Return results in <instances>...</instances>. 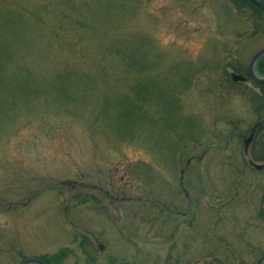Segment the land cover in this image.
<instances>
[{
	"label": "rangeland",
	"instance_id": "374dc122",
	"mask_svg": "<svg viewBox=\"0 0 264 264\" xmlns=\"http://www.w3.org/2000/svg\"><path fill=\"white\" fill-rule=\"evenodd\" d=\"M69 1L78 9L99 0H0V264H18L20 251L35 257L75 245L81 253L75 241L86 231L108 253L137 264H165L178 255L184 262L197 251L201 260L211 259L202 252L204 228L227 231L234 242L245 228L246 243L264 249V223L257 217L264 210V169L246 166L242 139L230 134L234 123L248 131L255 115L239 87L223 88L217 70L221 55L236 49L227 38L238 24L227 22V12L231 22L234 16L225 0H122L124 13L111 5L106 13L121 17L119 27L102 20L75 48L77 32H62ZM262 46L264 38L247 42L246 61ZM135 48L146 60L142 70L115 52L128 55ZM67 69L77 91L64 96L55 79H65ZM135 79L149 80L142 102L148 116L159 120L169 108L173 120L186 119L177 129L188 136L183 158L167 154L159 137L160 148L145 142L149 133L138 123H103L102 97H115ZM189 157L195 159L185 180L194 196L204 189L220 197L194 205L197 235L188 227L190 216L176 217L174 209L167 215L164 208L178 196ZM51 183L73 190H52ZM80 185L101 205L74 199ZM148 196L157 201L154 208L142 205ZM214 204L228 216L223 228H214ZM209 242L218 244L212 236Z\"/></svg>",
	"mask_w": 264,
	"mask_h": 264
},
{
	"label": "trees",
	"instance_id": "16d2710c",
	"mask_svg": "<svg viewBox=\"0 0 264 264\" xmlns=\"http://www.w3.org/2000/svg\"><path fill=\"white\" fill-rule=\"evenodd\" d=\"M99 1H91L88 5H82L78 9H76L77 6H74L71 1H69L66 5V9L62 10V18L63 21L61 22L64 26L62 32L65 34H70L74 31L76 33L75 38V44L72 45V48H75L78 46V44L81 42V38L85 36L86 33H95L97 29H100L103 24L101 23L102 20H111L109 21L112 23L115 27H119V23L121 17H118L117 13H114L111 18H108V15L106 14L109 11V8L111 5L112 8L119 9V11L122 10L124 13L126 10L123 7L122 0H104L103 3L98 4L97 6H92ZM224 7L229 11L232 12L231 14L234 16V20L231 22L230 15L228 12L226 13L229 17H227V22L233 23L237 22L238 27L236 34L234 36H231L233 38H227V39H233L236 42L235 48L232 49L229 48L227 50V53L224 52L221 57L218 59L217 64V70L220 73L221 79L223 80L222 86L223 88H235L239 87L240 93L242 96L246 98V101L251 107L252 112L254 113V119H252V123L250 124V127L248 131H244L241 129H237L239 125L237 123L233 124L232 131H230L231 136L232 135H238L240 136V139H242V143L244 145L243 152H244V158H245V164L246 166H250L252 169L258 170L254 168L250 161L257 162V163H263L264 164V83H258L251 79V77L248 74V64L249 62L246 61L244 58V51L247 49V42L250 41V43H257L260 39L264 38V7L258 6L254 4L251 0H225ZM79 5V4H78ZM85 6V7H84ZM82 8V9H81ZM80 10V12L78 11ZM116 11V12H119ZM74 13H77V15H73ZM99 16H103L104 18H99ZM98 17V18H96ZM65 19V20H64ZM96 21V22H94ZM61 32V33H62ZM234 32V31H233ZM234 45V44H232ZM239 45V46H238ZM225 48H228L223 45ZM138 47V46H137ZM233 47V46H232ZM263 47V46H262ZM261 48V47H260ZM138 49H142L139 47ZM137 48H135L132 52H129V56L121 51H115L117 52L123 60L126 62H129L131 66L138 67L141 69L143 64L145 63V59L141 56L140 53H137ZM258 50V49H257ZM142 52V50H141ZM113 54V53H112ZM143 54V53H142ZM227 55V56H226ZM220 65V66H219ZM145 66L143 67V69ZM256 72L264 76V55H262L259 60L256 63L255 66ZM142 70V69H141ZM231 72L240 73L247 76V81L245 82H239V81H233L232 80V74ZM73 76L72 72H70L68 69L65 73V79H62V77L58 76V79H55L57 82L62 83L60 86V92L64 93L68 96V92H71L74 88V93L77 91V83L70 81L68 78ZM165 77L171 81L173 79L169 75H165ZM189 75L185 78V82L188 81ZM165 78V79H166ZM174 82V80H173ZM149 80H141V79H135L133 81V85H129L128 88H124V91L115 95V97H108L104 96L102 97V105H101V115L100 118L102 119L103 123L105 122V126L108 125V123H111L109 125L117 126L119 125V120L122 122V124L127 126L129 122H135L138 123L142 133L147 132L148 136L145 137V142L151 143L153 147L157 146L159 147L158 143V137L161 142V146H165V151L168 154L169 152L172 154H175L179 156L180 158H183L185 156V149L188 145V136L185 134H181L177 129L179 127L184 125L183 120H173V115H170V109L164 108V115H161V119L157 120L154 116H148L147 111L145 110V105L143 102H145V90L147 88L146 85H148ZM152 85L157 86V81L151 82ZM175 82L172 85L173 88H175ZM155 91V89H154ZM153 94V92L151 91ZM26 94V93H25ZM161 96V95H160ZM156 98V97H155ZM173 100V97L167 98L164 100V106L165 102L170 104ZM174 101V100H173ZM146 104V102H145ZM163 106V105H158ZM96 110L97 109H92ZM157 116V115H156ZM112 118V121H111ZM113 122V123H112ZM158 122V124H157ZM188 122H190L188 120ZM238 123H242V120H238ZM160 123H163V127L159 125ZM181 125V126H180ZM179 126V127H178ZM254 132L253 139L248 145V148L246 150V145L244 143V138L249 136L251 132ZM135 136V135H134ZM164 137V140H163ZM147 139V140H146ZM163 140V141H162ZM191 141L194 143L196 141L193 140V138H190ZM197 140V139H196ZM164 144H163V143ZM196 144V143H195ZM156 148V147H155ZM160 148V147H159ZM207 150V149H206ZM194 157H189L186 160V164L184 167L181 168L180 171V181H179V187L180 191L178 193L182 194L177 197H173L167 201L169 206H166L164 208H167L168 211L171 212L173 209L174 215H179L182 217H189L188 221V227L190 228V232H192V235H197L201 232V230H198V226H194V222L196 220V213L192 211L194 208V205L196 203H199L203 201V198L209 199L212 197H215L214 202H219V196L214 195L215 192L211 190H198V193L194 196L193 191V185L192 182L185 180V173L188 171V168L191 164V162L194 160ZM166 162H170L168 160H165ZM139 163H137L138 165ZM146 164V163H144ZM130 166V163L128 164ZM149 168H152V166H149ZM149 168H147L146 171H149ZM154 168V167H153ZM264 169V168H262ZM152 171V170H150ZM182 184V185H181ZM52 185V186H50ZM48 187L50 189H58L60 192L62 190L68 192L72 191L73 188L71 187H64L62 185H65L62 183V185H57L55 183H51ZM63 188V189H62ZM76 190V196H74V199H77L79 203H92L95 205H101L100 200H98L93 194L89 192V188L84 185H80L78 187H75ZM85 189L87 191H79L80 189ZM183 188L186 189L187 192L190 194V206L191 209H186L187 203L184 206L185 202H187V199L184 195ZM148 201H143V206H146L148 204L149 206L154 208L155 201H150V196L147 197ZM143 198H138L137 201L140 202ZM152 200V199H150ZM205 201V200H204ZM157 202V201H156ZM166 204V203H165ZM15 205V204H14ZM216 205V204H214ZM212 207L214 210L213 214H216V224H214V228L219 227L221 224H223L225 218H228L225 211L223 212V209L218 207L217 205ZM13 207L11 204H8V208ZM175 207H177L175 209ZM206 207L208 208L209 205L206 204ZM180 208V209H179ZM172 209V210H169ZM210 210V209H209ZM169 215V213L167 214ZM225 217V218H224ZM257 217L261 219L264 223V210H260V212L257 214ZM231 218V217H229ZM222 222V223H221ZM221 223V224H220ZM162 226V223H161ZM222 227V226H221ZM220 228V227H219ZM223 228V227H222ZM221 228V229H222ZM176 229V228H175ZM177 230V229H176ZM242 233H238L239 239L234 242L235 240H229L226 239L227 234L230 235V233L224 232V233H215L213 230L209 229H203V241L207 244L202 245V252L205 251L211 259H205L201 260L198 258L200 256L199 251L195 252V254H198L195 259L188 258L183 262V259L181 256L175 257V260L173 261H167L165 264H253L245 260L243 256L245 255H252L257 257V260L259 257L264 255V249L261 247L255 245L253 246L251 243H246L245 232L246 229H241ZM213 231V235H212ZM177 232V231H176ZM212 236L214 240L218 242V244H210L209 238ZM241 238V239H240ZM78 242L77 245L80 249L79 253L77 251L76 246H62L58 248L53 253H44V254H38L35 257H38L42 259L47 264H137L136 260L133 259H127L126 257H123L119 254H110L108 251L104 248L100 247L99 244V238L89 232H80L79 235H77ZM243 242V243H242ZM245 243V244H244ZM14 248V252H15ZM17 256L21 257L18 264H21L22 261H24L28 256L22 253L20 251L17 252ZM257 260L254 262V264H257Z\"/></svg>",
	"mask_w": 264,
	"mask_h": 264
},
{
	"label": "water",
	"instance_id": "95a60500",
	"mask_svg": "<svg viewBox=\"0 0 264 264\" xmlns=\"http://www.w3.org/2000/svg\"><path fill=\"white\" fill-rule=\"evenodd\" d=\"M254 4L258 5V6H262L264 7V0H251ZM264 55V47L258 49L251 57L250 62H249V66H248V71H249V76L251 77V79H253L254 81L258 82V83H264V76L259 75L256 72L255 66L257 61L259 60V58ZM232 80L233 81H239V82H245L247 81V76L239 74V73H232ZM254 136V132L252 131L251 134L249 135L248 138H246L245 140V145H246V150L248 148L249 143L251 142V140L253 139ZM250 164L255 167L256 169H262L264 168V164H259V163H255L253 161H250ZM21 264H47L45 263L42 259L40 258H36V257H31V258H27L25 259ZM257 264H264V255H262L261 257H259V259L257 260Z\"/></svg>",
	"mask_w": 264,
	"mask_h": 264
},
{
	"label": "flooded vegetation",
	"instance_id": "af4514ba",
	"mask_svg": "<svg viewBox=\"0 0 264 264\" xmlns=\"http://www.w3.org/2000/svg\"><path fill=\"white\" fill-rule=\"evenodd\" d=\"M182 185V184H181ZM183 192H184V196L186 197V199H187V206H186V209H191V206H190V203H191V200H190V194H189V192H187L186 191V189L185 188H183ZM179 195H182V194H180V193H178ZM177 207H175V209H176ZM160 209H162L161 207H160ZM178 209V208H177ZM180 209V208H179Z\"/></svg>",
	"mask_w": 264,
	"mask_h": 264
}]
</instances>
